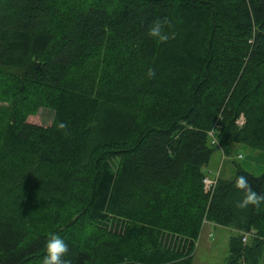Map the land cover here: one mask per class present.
<instances>
[{
    "label": "trees",
    "instance_id": "16d2710c",
    "mask_svg": "<svg viewBox=\"0 0 264 264\" xmlns=\"http://www.w3.org/2000/svg\"><path fill=\"white\" fill-rule=\"evenodd\" d=\"M231 143L264 152V0H0V264H41L51 234L71 264H190L204 222L221 264H264V204L235 187L264 171L202 189Z\"/></svg>",
    "mask_w": 264,
    "mask_h": 264
},
{
    "label": "clouds",
    "instance_id": "9594fccd",
    "mask_svg": "<svg viewBox=\"0 0 264 264\" xmlns=\"http://www.w3.org/2000/svg\"><path fill=\"white\" fill-rule=\"evenodd\" d=\"M166 24H168L166 18L163 20L160 18L155 19L149 26L148 35L160 43H166L170 39H175V32H166L164 30ZM155 75V69L149 68L146 73L147 78L152 79ZM59 127L60 129H65L67 126L61 123ZM215 131V129H212L209 135H214ZM239 158L243 159V154ZM235 187L244 192V198L238 203V207L246 208L251 205L259 208L264 204V193L255 191L246 175H240L236 178ZM45 249L46 255L42 258L41 264H71L70 260L64 259L69 253V247L58 234H51L48 237L45 243Z\"/></svg>",
    "mask_w": 264,
    "mask_h": 264
},
{
    "label": "rangeland",
    "instance_id": "374dc122",
    "mask_svg": "<svg viewBox=\"0 0 264 264\" xmlns=\"http://www.w3.org/2000/svg\"><path fill=\"white\" fill-rule=\"evenodd\" d=\"M51 119V111L44 108L38 109L33 117L28 118L29 121L42 125H48L51 122ZM241 154H243V159H237L235 162L239 164V162L243 161L244 163H247V168H251L252 163L254 161L256 162V160L253 158L250 159L248 156L246 157V154L243 151ZM219 158V150L215 149L206 166L207 169L211 170V172L206 170V172L209 171L208 174H210L211 177L214 174ZM209 233L210 235H208ZM229 234L230 231L222 226H209V229H206V226H204L197 237L190 264H221L226 255L227 238Z\"/></svg>",
    "mask_w": 264,
    "mask_h": 264
},
{
    "label": "crops",
    "instance_id": "0c3cea01",
    "mask_svg": "<svg viewBox=\"0 0 264 264\" xmlns=\"http://www.w3.org/2000/svg\"><path fill=\"white\" fill-rule=\"evenodd\" d=\"M242 151L246 154V157L250 159H255L256 162L254 161L251 165V168H247V163L239 162V165L241 166L242 169H244L246 172L252 174V175H259L261 172L264 171V152L263 151H257L253 148H250L244 144L240 143H231L229 147V154L228 155H223L220 151V158L217 166L215 167L214 174L212 177H222V178H227L230 179L233 176L234 173V166L233 163L237 160L240 159L239 157L241 156ZM210 159V158H209ZM245 160V159H244ZM262 161V162H259ZM209 162V160H208ZM207 162V164H208ZM206 164V166H207ZM260 164V165H259ZM204 167V172L206 170H209ZM211 172V170H209ZM261 171V172H258ZM210 175V174H209ZM206 226V229H209V226L214 227L215 225L209 223V222H204L201 226L200 231L202 228ZM210 235V233L208 234Z\"/></svg>",
    "mask_w": 264,
    "mask_h": 264
},
{
    "label": "built area",
    "instance_id": "2783aa9c",
    "mask_svg": "<svg viewBox=\"0 0 264 264\" xmlns=\"http://www.w3.org/2000/svg\"><path fill=\"white\" fill-rule=\"evenodd\" d=\"M235 123L237 125H241L243 123L242 116H239L236 119ZM211 131L212 130H209L208 131V135H209V133ZM209 136H210V143L213 144V145H215L216 142H214L215 139H214L213 135H209ZM208 173H209V171L208 172H204V174H203V176L201 178V184H202L203 192L204 193H207L208 195H211L212 190H213L214 185H215V182H216V177H211ZM241 234H242L241 235V241L242 242H245L246 239L248 238V236L252 234V231L251 230L250 231H245V232H242Z\"/></svg>",
    "mask_w": 264,
    "mask_h": 264
}]
</instances>
